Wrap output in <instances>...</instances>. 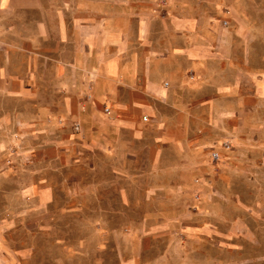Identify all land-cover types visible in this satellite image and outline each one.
Here are the masks:
<instances>
[{
	"label": "rangeland",
	"instance_id": "obj_1",
	"mask_svg": "<svg viewBox=\"0 0 264 264\" xmlns=\"http://www.w3.org/2000/svg\"><path fill=\"white\" fill-rule=\"evenodd\" d=\"M152 9L149 38L164 60L178 61L202 34L215 42L182 68L189 89L167 70L173 97L141 98L155 113H135L139 134L115 120L134 113L119 103L140 99L126 91L82 98L87 110L72 118L58 111L67 98L45 87L24 102L5 98L0 264H264V0H160ZM179 14L200 26L163 31ZM168 128L182 144L163 138Z\"/></svg>",
	"mask_w": 264,
	"mask_h": 264
},
{
	"label": "crops",
	"instance_id": "obj_2",
	"mask_svg": "<svg viewBox=\"0 0 264 264\" xmlns=\"http://www.w3.org/2000/svg\"><path fill=\"white\" fill-rule=\"evenodd\" d=\"M154 1L160 0H0V112L7 106L5 98L24 102L27 96H42V87L50 91L48 96L67 98L58 111L68 118L87 110L88 104L80 105L82 98L91 97L96 104L126 91L140 99L119 103L134 113L115 120L139 134L142 124L135 113L140 109L155 113V107L141 98L173 97L174 90L163 84L167 70L178 87L189 89L182 68L206 55L215 42L213 32L202 34L175 53L178 61L164 60L149 38ZM160 25L166 26L165 32L200 26L191 14H179ZM261 86L264 89L263 82ZM228 89L214 84L216 92ZM159 124L163 125L161 120ZM163 138L182 144L179 129H165ZM201 152L197 147L196 155ZM31 190L42 196L48 193L35 184Z\"/></svg>",
	"mask_w": 264,
	"mask_h": 264
},
{
	"label": "built area",
	"instance_id": "obj_3",
	"mask_svg": "<svg viewBox=\"0 0 264 264\" xmlns=\"http://www.w3.org/2000/svg\"><path fill=\"white\" fill-rule=\"evenodd\" d=\"M75 128L77 129V130H79L80 129V124L79 123H77V124H75ZM214 158H219V155L217 154V153H215L214 154Z\"/></svg>",
	"mask_w": 264,
	"mask_h": 264
}]
</instances>
